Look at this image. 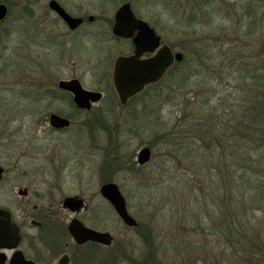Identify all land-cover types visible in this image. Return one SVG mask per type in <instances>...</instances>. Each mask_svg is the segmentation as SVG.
<instances>
[{
  "label": "rangeland",
  "instance_id": "obj_1",
  "mask_svg": "<svg viewBox=\"0 0 264 264\" xmlns=\"http://www.w3.org/2000/svg\"><path fill=\"white\" fill-rule=\"evenodd\" d=\"M125 1L94 0L91 10L83 0L95 20L76 42L48 14V0H0L8 8L0 22V163L37 172L32 178L39 184L56 183V198L83 197L89 207L82 217L114 236L109 264H264V172H243L236 119L245 83L238 88L239 74L246 78L251 67L261 80L253 91L255 111L264 119V0H130L134 14L186 57L179 71L121 105L112 86L110 25ZM49 33L62 41L51 42ZM71 77L103 93L96 113L114 122L109 143L121 159L118 166L111 159L110 172L103 133L93 139L85 126L52 133L43 124L66 106L51 104L44 90ZM212 125L227 127L236 147ZM191 131L202 138L178 137ZM144 146L151 160L129 167ZM244 174L259 177L250 190ZM106 180L118 185L137 229L125 227L100 196Z\"/></svg>",
  "mask_w": 264,
  "mask_h": 264
},
{
  "label": "flooded vegetation",
  "instance_id": "obj_2",
  "mask_svg": "<svg viewBox=\"0 0 264 264\" xmlns=\"http://www.w3.org/2000/svg\"><path fill=\"white\" fill-rule=\"evenodd\" d=\"M51 1L57 2L69 16L75 19H81L80 24L76 27L71 28L66 23V21H64V19L50 7ZM82 2L83 0H48L47 2L48 14L52 16L54 22L60 24V26L66 29L65 34L71 35L70 37L76 42L77 36L80 35V31L82 30V28H90L92 26L91 24H93L95 20V15L91 14L89 12V8H86ZM88 2H91V10H93L95 7L94 0H88ZM125 3H129L131 6L130 0L125 1L123 4ZM0 4L5 5L4 3ZM123 4H121L120 7ZM114 16L112 24L110 25V42L112 46L111 50H113V54H116L112 63V86L117 95L119 103L121 105H125L130 100L141 95L147 88L153 87L154 85L159 83L169 72L178 70L177 65L184 60V57L181 62L174 61L173 64L165 71L164 75L158 82L145 86L141 92L129 97L125 103H121L116 89L113 85L115 62L120 57H131L136 54V47L133 40L138 31L135 30L132 35L127 38L115 36L112 32V28L114 25ZM135 16L138 19H141L136 14ZM31 18H33V20L35 18L34 10H32L31 12ZM3 20H1L0 22H2ZM149 26L154 30L156 35L160 37V44L153 51H143L141 54H139V60H146L155 56L163 45L169 47L173 55L179 52L175 51L170 45L164 43L162 37L157 33L155 28H153L150 24ZM48 27L51 28V25H49ZM86 31L90 32L89 30ZM100 34L101 33L99 31L95 32V36L97 38H99ZM48 38L49 40H52L51 42L58 40V37L53 33H49ZM58 41H62V39ZM73 80H77L84 90L101 94V97L98 101H89V109L79 107L74 101V95L72 92L59 88L60 81L68 82ZM54 85L55 86L53 89H45L43 96L47 97V99H50L51 104L53 102H62L66 106L58 107L55 110L51 111L48 114L47 118H45V120L43 121V124L48 123L49 130L52 133L68 132V130L73 127L82 128V126H85L86 128L88 127L89 133L91 135L93 134V139H95L97 133H103L106 136L108 148L109 146L111 147V150L108 152L109 159H107L109 163L107 172H110V170L112 169L111 159L112 161L113 159H115V152L109 142L112 138V135H114L113 131L115 124L114 122H110V120L106 119L103 115H100L101 113H96L95 105L102 100L103 93L98 90L93 91L85 89L80 80L74 77H71L69 79L56 80ZM29 95L34 99H36L37 97L36 94ZM83 113L87 115L93 114V119H83L82 121H78V116L83 115ZM52 117L65 119L69 123L68 125L58 124L57 122L51 120ZM116 128H120V126L117 125ZM12 140V142H15V137L12 138ZM137 155L138 153L136 154V160H133V157L132 159L130 158V160H132L134 165H137L141 168L145 167L147 163L145 165L138 164ZM13 166L15 167L14 164H11L12 171H10L9 166H5L3 163H0V220L2 222L4 220H8L13 227H17L19 242L17 246L12 249H7L0 245V264H11L13 262L17 263V261L18 264H98V253L102 250L104 252L102 255L103 259L101 260V263L109 264L112 260V257H114V252L110 250L114 242V236L109 230V227H106L105 225H94V222L90 223L82 217L81 214L85 212L89 207L88 202L79 195H66L56 198V194L52 193L51 191H56L57 188L59 189V185H57L56 183L52 185L39 184L37 180L32 178V174H35L37 172H14ZM48 173L49 172H41L42 176H48ZM56 180L57 179H55V181ZM107 183L114 182L110 180L104 181L99 187V194L113 208L109 201H107L100 193L101 187ZM68 199L81 201L80 208L74 210L71 209V207H68V205L65 204ZM95 220L98 221V219ZM75 222H79L82 226L90 230L108 233L112 238L111 243L109 245H105L103 243L92 240L78 243L70 233V225ZM122 224L130 229H137L139 227L138 222L136 226L133 227H129L124 223ZM105 250H108L107 256H104Z\"/></svg>",
  "mask_w": 264,
  "mask_h": 264
},
{
  "label": "water",
  "instance_id": "obj_3",
  "mask_svg": "<svg viewBox=\"0 0 264 264\" xmlns=\"http://www.w3.org/2000/svg\"><path fill=\"white\" fill-rule=\"evenodd\" d=\"M50 7L71 28L80 24L81 19H75L69 16L57 2L51 1ZM6 14V6L0 4V21L5 18ZM135 30L138 31L133 40L136 47V54L131 57H120L115 62L113 85L121 103H125L129 97L141 92L145 86L158 82L174 61L181 62L184 57L180 52L173 55L169 47L163 45L155 56L146 60H139V54L143 51H153L159 46L160 37L156 35L147 22L135 16L129 3H125L115 13L112 32L115 36L127 38ZM59 88L72 92L75 103L81 108L89 109V101L96 102L101 97L100 93L84 90L77 80L68 82L60 81ZM51 120L61 125H68L69 123L65 119L58 117H52ZM150 159L151 150L149 147H143L139 150L137 155L139 165H145ZM100 193L113 206L115 213L122 223L129 227L136 226L137 222L129 214L126 201L115 183L103 185ZM65 204L71 207V209L76 210L80 208L81 201L68 199ZM1 222L0 220V245L7 249L15 248L19 242L17 227H13L8 220ZM70 233L78 243L92 240L109 245L112 240L108 233L90 230L82 226L79 222L70 225ZM11 264H18V261L17 263L13 262Z\"/></svg>",
  "mask_w": 264,
  "mask_h": 264
},
{
  "label": "trees",
  "instance_id": "obj_4",
  "mask_svg": "<svg viewBox=\"0 0 264 264\" xmlns=\"http://www.w3.org/2000/svg\"><path fill=\"white\" fill-rule=\"evenodd\" d=\"M186 57V56H185ZM184 57V58H185ZM184 60L177 65L178 71L180 70V67L183 66ZM249 69V67H248ZM239 68H237V71ZM243 69H240V71ZM239 71V73H241ZM252 71V67H251ZM249 69V75L242 79V75L239 74V78L241 81L238 83V88H240L242 85V82L244 83V86L241 87V90L244 91L243 95V102L239 104L240 110H238L236 119L237 122L239 123L240 130L242 131L241 136L244 140L243 144L241 145L242 148V153L240 157V163L241 167L243 168V172H264V119L260 116H257L256 111H255V97L253 94V91L255 88H258L259 82L261 80H258L256 78L254 72H252ZM245 80V81H244ZM244 87V89H243ZM257 98V97H256ZM242 105V106H241ZM238 106V103H237ZM241 106V107H240ZM236 122V123H237ZM224 126V125H223ZM222 128H217V130L211 126V129H215V133L217 132V136L219 138L227 139L228 144H231L232 146L235 145V139H231V136L227 134V127ZM237 125L235 126V131H236ZM120 130V128H117ZM239 130V131H240ZM209 134L211 133L210 128L208 130ZM214 133V132H212ZM195 132H192L190 134L186 135H179L178 137L183 141L184 139L191 138L195 135ZM239 136V132L235 133ZM235 134L234 137H235ZM197 138H202L200 134H196ZM239 144V143H238ZM236 147V146H234ZM117 152V151H116ZM115 152L114 155V161L116 165L118 166L121 162L120 155ZM127 161L129 163V167L133 168L134 163L130 158ZM244 183L243 187L246 190H250L251 186H256V181L259 180L258 178H255L256 180H252L250 176H247L246 174L243 175ZM257 192V191H256ZM258 193H254L253 196L254 198H258L257 196ZM251 199V196L249 195V198ZM161 264V263H158Z\"/></svg>",
  "mask_w": 264,
  "mask_h": 264
}]
</instances>
